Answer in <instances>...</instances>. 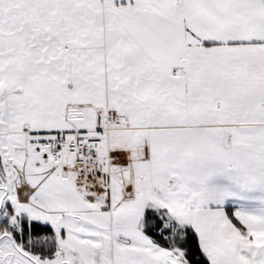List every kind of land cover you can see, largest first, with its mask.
Segmentation results:
<instances>
[{
  "label": "snow or ice",
  "instance_id": "6c2138e0",
  "mask_svg": "<svg viewBox=\"0 0 264 264\" xmlns=\"http://www.w3.org/2000/svg\"><path fill=\"white\" fill-rule=\"evenodd\" d=\"M0 264H264V0H0Z\"/></svg>",
  "mask_w": 264,
  "mask_h": 264
}]
</instances>
